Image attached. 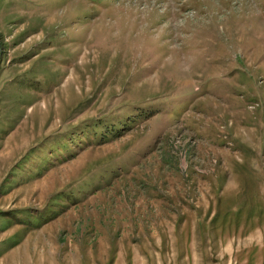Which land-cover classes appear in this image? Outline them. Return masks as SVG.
<instances>
[{"label": "rangeland", "instance_id": "374dc122", "mask_svg": "<svg viewBox=\"0 0 264 264\" xmlns=\"http://www.w3.org/2000/svg\"><path fill=\"white\" fill-rule=\"evenodd\" d=\"M0 264H264V0H0Z\"/></svg>", "mask_w": 264, "mask_h": 264}]
</instances>
